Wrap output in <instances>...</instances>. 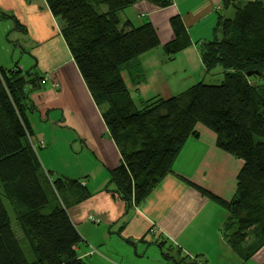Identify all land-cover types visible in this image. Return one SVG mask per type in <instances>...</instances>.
I'll use <instances>...</instances> for the list:
<instances>
[{
	"label": "trees",
	"instance_id": "trees-1",
	"mask_svg": "<svg viewBox=\"0 0 264 264\" xmlns=\"http://www.w3.org/2000/svg\"><path fill=\"white\" fill-rule=\"evenodd\" d=\"M44 1L118 149L119 164L109 172L118 197L128 205L142 203L172 172L185 142L203 126L214 134L220 151L242 163L230 201L202 193L224 209L225 242L248 260L264 245V2L221 0L234 15L218 14L212 38L197 43L205 73L221 70V78L213 79L218 83L200 81L175 96L154 97L138 106L121 71L156 48L171 61L191 44L180 25L172 26V39L162 44L152 24L121 23L118 14L139 2L166 9L172 0ZM12 18L0 12V22ZM15 28L22 27L15 21ZM40 85L35 72L16 65L0 68V264H87L77 256L81 238L68 217L70 206L84 199L81 188L61 180L63 189H57L33 147L26 118L36 110L30 95ZM2 95L25 135L16 131ZM6 205L32 261L11 229Z\"/></svg>",
	"mask_w": 264,
	"mask_h": 264
},
{
	"label": "crops",
	"instance_id": "crops-1",
	"mask_svg": "<svg viewBox=\"0 0 264 264\" xmlns=\"http://www.w3.org/2000/svg\"><path fill=\"white\" fill-rule=\"evenodd\" d=\"M220 5L221 0H172L168 8L157 9L139 2L126 9L134 10V15L125 16L121 12L119 20L133 26L149 22L162 44L172 39L173 25L182 26L191 45L174 60L180 66L189 65L187 51L195 49L199 57L197 43L212 38ZM0 12L14 17L26 35L25 41L19 42L20 31L12 25L13 20L0 22V68L16 65L41 78L40 89L30 95L36 110L26 118L38 161L55 179L59 190L64 186L61 180L73 181L76 187L85 184L80 190L84 199L68 209V217L81 238L75 250L78 258L87 264H136L142 257L137 256L138 251L142 254L152 251L156 255L154 263L161 264L162 251H170L173 258L192 260L195 264H264V245L248 260H242L232 251L222 232L227 217L224 209L202 193L206 191L222 201H230L242 166L216 147L211 131L199 125L197 136L190 137L178 153L172 172L142 203L126 204L110 182L109 172L120 161L118 149L108 136L100 111L45 1L0 0ZM155 57L158 65L152 62ZM165 61L159 47L122 70L132 83L128 93L133 103L137 101L135 105L182 92L177 91L176 83L168 82L166 77L170 72L151 74L155 73L152 69L162 70ZM149 73L151 86L147 84L151 82ZM202 75L187 76L183 82L194 85L201 81ZM137 78L141 83L138 87ZM89 217L100 221L93 225ZM156 243L162 247L157 249Z\"/></svg>",
	"mask_w": 264,
	"mask_h": 264
},
{
	"label": "rangeland",
	"instance_id": "rangeland-1",
	"mask_svg": "<svg viewBox=\"0 0 264 264\" xmlns=\"http://www.w3.org/2000/svg\"><path fill=\"white\" fill-rule=\"evenodd\" d=\"M245 1H247V0H239V1H235L236 2V4H237V2H240V3H242V2H245ZM262 2H264V0H261ZM153 6V5H152ZM100 9H102V10H105V8L104 7H100ZM158 9V8H157ZM219 9H221L220 11H218V12H220L219 14H221V16H223V15H225V16H227L228 18H231L233 15H234V12H235V10L230 6V7H228V8H223L222 7V5H220V8ZM225 10H226V13H225ZM133 11L134 10H132V9H130V10H124V11H122L123 12V14L126 16L127 14H131V16L132 15H134V13H133ZM119 15L121 16L122 14L121 13H119L118 14V17H119ZM224 16V17H225ZM10 20H13V22H11L12 23V25H13V23H14V25H15V19H14V17L12 18V19H10ZM217 20V19H216ZM17 22V21H16ZM59 22V21H58ZM18 23V22H17ZM22 26V25H21ZM215 26V25H214ZM14 27V26H13ZM214 28V27H213ZM21 29V31L18 33L19 34V36H17V39L19 40V42L21 41L22 43L25 41V37H26V35H24L23 33V30H24V28L22 27V28H20ZM213 30V29H212ZM212 33V32H211ZM205 41H208V40H205ZM200 42H202V41H200ZM200 42H198V44L200 43ZM190 44H191V42H190ZM197 48H198V46H197ZM52 49H54V46L52 47ZM188 49V48H187ZM195 51H197V50H195V49H189L188 51H187V54L185 55L186 57L188 56V58H190L191 60L189 61V65H187V64H182L181 66L178 64V63H176L175 62V60L173 59V60H171V61H165L166 62V65L165 66H163V68H162V70L161 69H152L155 73H151V74H155V75H157V73H159V71H160V75H161V71H168V72H170V73H167V80H168V82L170 83V84H174V83H176L177 84V87H178V89H177V91H185L187 88H189V86H191L193 83H191V84H189V85H186L187 84V82L188 81H185V82H183L184 80H186L188 77L187 76H192V75H198V74H203L201 77H202V79H201V81L202 82H204V83H207V84H211V83H213V84H215V83H218L217 81H214L213 79H219V78H221V70L220 69H216L214 72H211V73H208V74H206L205 73V71L203 70L202 71V65H201V60H200V57H198L197 55H195ZM193 59V60H192ZM189 60V59H188ZM152 62L154 63V64H156L157 63V65H158V58H152ZM15 64H16V62H15ZM204 72V73H203ZM121 73H122V77H123V81H124V83H125V85L127 86V90H130L131 89V81H130V79L129 78H127V75L124 73L123 74V71H121ZM151 74L149 73L148 75H147V77H149V80L151 81V82H147V84L149 83V86H151L152 85V78H151ZM186 74H188L187 76H185ZM157 77H159V76H157ZM156 77V78H157ZM201 77H198V79L199 78H201ZM198 79H196V81L198 80ZM136 81H137V79H136ZM254 81V83H258L257 81H255V80H253ZM141 82V81H140ZM157 82H159V81H157ZM200 82V81H199ZM263 83V82H262ZM261 82H259L258 84H262ZM141 83H139V85H140ZM155 84H157V83H155ZM154 84V85H155ZM139 85H137L136 87H138ZM158 85V84H157ZM149 86H147V87H149ZM147 87H143V89L145 88V89H147ZM142 88V87H141ZM2 100L4 101V104H5V108H6V110H7V113H8V115L10 116V118H11V120L13 121V123H14V125H15V128H16V131L21 135V136H23V135H25V133H24V131H23V129H22V127H21V125L19 124V122H18V119H17V117L15 116V113L12 111V108H11V106L9 105V101L7 100V98H6V96H3L2 95ZM137 101L135 100L134 101V103H136ZM222 153H224L223 151H221ZM39 153V152H38ZM39 158V157H38ZM238 160V159H237ZM238 161H240V160H238ZM241 162V161H240ZM6 208H7V210H8V214H9V216H10V220H11V229H12V231H13V233H14V235L16 236V238L17 239H19V241H21V238L23 237V234H22V231H21V229H20V227H19V225L17 224V222L14 220V217H13V215H12V213H11V210L9 209V207L6 205ZM90 219H92V217H89V219L88 220H90ZM95 219V218H94ZM96 221H97V223L96 224H98L99 223V219H96ZM222 232H223V230H222ZM23 241H21V249H22V251L24 252V256H25V258L28 260V261H32L33 260V256L31 255V253L29 252V250L26 248V245H24L23 243H22ZM162 247V246H161ZM163 247H164V245H163ZM159 247L157 246V249H158ZM176 250H178V248H176ZM129 253H130V251H128ZM132 252V251H131ZM142 252V251H141ZM140 251H138L137 252V256H142V257H139L140 259H138L139 260V262H138V260H136L137 262H136V264H155L154 263V259L156 258V255H154V253L152 252V251H150V252H147V254L146 253H144V254H142ZM164 253H166L167 255L165 256H163V255H161L160 256V258L162 259V260H160L161 261V264L163 263V264H195V262H193L192 260L191 261H188V260H186L185 261V259H183V258H181V259H177L176 257L175 258H173L171 255H169L170 253V251H163ZM175 253V252H174ZM176 253H177V251H176ZM146 254V255H145ZM183 254H185V253H183ZM177 255V254H176ZM195 256V255H194ZM194 256H191V257H194ZM167 257H169V258H173L174 260H169ZM136 258V257H135ZM195 258V257H194ZM191 259H193V258H191ZM206 259V258H205ZM208 259H209V257H208Z\"/></svg>",
	"mask_w": 264,
	"mask_h": 264
},
{
	"label": "built area",
	"instance_id": "built-area-1",
	"mask_svg": "<svg viewBox=\"0 0 264 264\" xmlns=\"http://www.w3.org/2000/svg\"><path fill=\"white\" fill-rule=\"evenodd\" d=\"M80 188H84V183L79 184ZM91 222L97 223L96 219H90Z\"/></svg>",
	"mask_w": 264,
	"mask_h": 264
},
{
	"label": "water",
	"instance_id": "water-1",
	"mask_svg": "<svg viewBox=\"0 0 264 264\" xmlns=\"http://www.w3.org/2000/svg\"><path fill=\"white\" fill-rule=\"evenodd\" d=\"M249 75V74H248Z\"/></svg>",
	"mask_w": 264,
	"mask_h": 264
}]
</instances>
